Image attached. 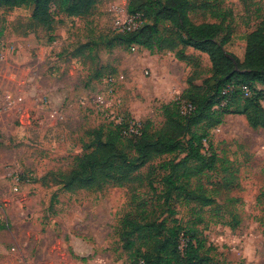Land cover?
<instances>
[{"label":"rangeland","instance_id":"obj_1","mask_svg":"<svg viewBox=\"0 0 264 264\" xmlns=\"http://www.w3.org/2000/svg\"><path fill=\"white\" fill-rule=\"evenodd\" d=\"M195 2L211 7H197L192 22L230 26L227 50L242 61L264 0ZM129 6L100 0L84 18L58 14L51 31L32 21L30 5L0 8V264H134L123 248L122 221L143 211L196 230L215 264H264V129H252L245 116L227 115L210 130L202 153L215 157V167L189 181L211 206L175 196L174 214L162 207L160 166L174 156L152 160L124 187L70 192L61 184L95 130L122 120L159 131L163 107L188 89L187 78L202 85L212 76L206 54L180 64L174 54L136 45L108 48ZM110 75L112 88L103 82Z\"/></svg>","mask_w":264,"mask_h":264},{"label":"trees","instance_id":"obj_2","mask_svg":"<svg viewBox=\"0 0 264 264\" xmlns=\"http://www.w3.org/2000/svg\"><path fill=\"white\" fill-rule=\"evenodd\" d=\"M99 1L0 0V8L30 5L32 21L51 31L58 14L84 18ZM201 5L195 0H130L129 13H142V24L134 32L114 33L106 39L108 48L124 46L130 49L136 45L153 54L172 53L179 61L188 63H192L190 57L194 55H188L187 49L192 48L208 56L212 76L202 85L196 84L194 76L187 78L188 89L177 101L163 107L167 121L159 131L152 133L150 122L142 126L138 136L123 134L130 125L127 122L108 130H95L86 153L77 159L69 175L63 177L61 184L65 190L102 189L106 185L124 187L152 160L174 156L160 166L165 171L161 178L164 186L161 206L174 214L169 202L175 196L203 207L213 205V200L202 188H188L192 178L215 167V157L206 158L202 153L210 130L222 125L227 115L245 116L252 129H264L261 104L264 97V15L246 36L245 56L241 61L227 50L233 34L230 26L223 21L192 22L191 12ZM88 47L84 44L73 56L81 57ZM196 62L193 64L198 65ZM243 87L250 90V95L246 96ZM227 89L229 92L224 94ZM181 101L194 109L182 113ZM121 233L123 248L131 251L134 264H215V257L205 250L204 240L196 230L177 221L168 226L167 219L161 220L143 211L139 218L126 216Z\"/></svg>","mask_w":264,"mask_h":264},{"label":"built area","instance_id":"obj_3","mask_svg":"<svg viewBox=\"0 0 264 264\" xmlns=\"http://www.w3.org/2000/svg\"><path fill=\"white\" fill-rule=\"evenodd\" d=\"M142 24L141 21V15L140 14H131V15H126L125 16V22L124 25L122 26V28H120V32H134L136 31ZM104 85L107 87L112 88L114 83L116 82L115 77L113 76H107L104 78L103 80ZM243 90L246 94V96L250 95V90L247 87H243ZM110 91H112V89H110ZM229 92V90H225L224 94H227ZM181 110L182 113L186 114L191 112L194 108L191 104H186L185 101H181ZM225 103H223L224 105ZM262 106L264 107V97L261 101ZM118 125L122 124V120H118ZM141 129H142V125L140 123H136L135 125H129L128 128H126L123 131V134L126 136H138L141 133ZM139 264H142V262H140Z\"/></svg>","mask_w":264,"mask_h":264},{"label":"crops","instance_id":"obj_4","mask_svg":"<svg viewBox=\"0 0 264 264\" xmlns=\"http://www.w3.org/2000/svg\"><path fill=\"white\" fill-rule=\"evenodd\" d=\"M170 55H173L172 53H169ZM187 54L188 55H197V56H199V55H201V53H199L198 51H196V50H194V49H192V48H188L187 49ZM156 59H157V61H160V60H162L161 59V57H156ZM176 59V58H175ZM164 60L165 61H167L166 60V58H164ZM153 60H151V62H152ZM175 61H177L178 63H183L184 64V62H181V61H179L178 59H176ZM153 65H155V61H154V63H152ZM148 67H151V66H148ZM187 67V66H186Z\"/></svg>","mask_w":264,"mask_h":264}]
</instances>
